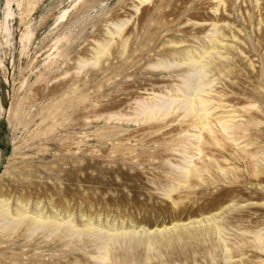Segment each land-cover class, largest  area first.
<instances>
[{
    "label": "rangeland",
    "instance_id": "rangeland-1",
    "mask_svg": "<svg viewBox=\"0 0 264 264\" xmlns=\"http://www.w3.org/2000/svg\"><path fill=\"white\" fill-rule=\"evenodd\" d=\"M0 264H264V0H0Z\"/></svg>",
    "mask_w": 264,
    "mask_h": 264
},
{
    "label": "bare ground",
    "instance_id": "bare-ground-1",
    "mask_svg": "<svg viewBox=\"0 0 264 264\" xmlns=\"http://www.w3.org/2000/svg\"><path fill=\"white\" fill-rule=\"evenodd\" d=\"M202 67V66H201ZM199 74H200V72H195V73H193L192 74V76L194 77V78H198V76H199ZM192 80V79H191ZM190 79H189V81H191ZM199 80V79H198ZM188 81V82H189ZM186 82V81H185ZM189 84V83H188ZM199 84V83H198ZM193 85V84H192ZM199 86H201V85H199ZM199 86H197V87H199ZM208 86V85H207ZM200 91V90H199ZM198 98V97H197ZM157 100V99H156ZM201 101V100H200ZM186 102V101H185ZM202 103V102H201ZM204 104V103H203ZM153 106V105H152ZM146 107V106H145ZM206 111V110H205ZM202 112V111H201ZM151 115V114H150ZM206 116V115H205ZM209 117V116H208ZM211 123V122H210ZM202 126H204V125H202ZM195 127V126H194ZM204 127H206V125L204 126ZM196 128V127H195ZM228 129V128H227ZM228 131V130H227ZM198 136V135H197ZM227 136V135H226ZM190 166V165H189ZM178 168V167H177ZM195 170V169H194ZM189 172V171H188ZM187 176V175H186Z\"/></svg>",
    "mask_w": 264,
    "mask_h": 264
}]
</instances>
